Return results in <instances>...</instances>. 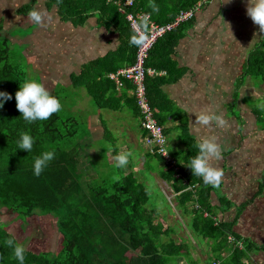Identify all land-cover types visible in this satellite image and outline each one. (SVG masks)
I'll return each instance as SVG.
<instances>
[{"label":"trees","instance_id":"1","mask_svg":"<svg viewBox=\"0 0 264 264\" xmlns=\"http://www.w3.org/2000/svg\"><path fill=\"white\" fill-rule=\"evenodd\" d=\"M127 0H50L49 4L59 8L61 21L80 27L91 17H97L99 26L107 31L116 30L122 37L118 52L109 55L94 65L83 69L72 82L76 87L88 88L93 101L101 109L106 108L110 96L117 87L109 80L110 73H116L125 66H133L140 44H132L135 36L127 16L122 12ZM39 0L21 8L20 14L36 8ZM155 3L159 11H153ZM200 0H134L128 13L147 14L160 26L175 21L182 12L193 8ZM3 23L0 21V90L13 95L0 109V210L16 216L27 224L37 212L57 219L62 251L59 255L34 254L25 251L24 264H178L180 260H191V245L180 238L174 239L175 231L158 217L156 209L149 210L151 191L140 182L135 173L127 175L128 168L117 169L118 178H102L92 184L80 166L84 162L83 134L79 136L80 120L69 117L62 120L61 111L46 121L28 124L16 108L15 92L19 83L27 81V74L17 66L9 49V41L1 37ZM180 31V29H179ZM182 36L178 31L160 41L151 52L147 68L162 71L157 63H164L173 53ZM171 62V61H170ZM113 63V68H105ZM245 77L264 81V44L250 55ZM162 79H148L147 89L151 106L162 125L163 113L169 105L164 99ZM242 86V82L238 87ZM58 97L59 92L51 93ZM136 104H137V100ZM158 110V112H157ZM21 132L29 133L34 140L31 152L18 149L17 140ZM187 154L183 162H177L179 171L171 169L160 155H155L164 164L163 179L179 194L178 208L182 219H189V230L193 237L208 242L214 262L221 264H247L254 245L245 242L244 250L236 249L229 242L234 234L232 225L217 224L214 208L210 204L212 187L202 178L191 173L188 167L191 159L199 154V145L192 140L185 141ZM53 151L54 159L46 164L40 175L35 174V164L43 153ZM88 173V172H87ZM179 175V177H177ZM90 183V184H89ZM264 186V178L260 190ZM190 187H194L190 191ZM199 209H195L193 205ZM208 218H205V215ZM161 221L159 222V220ZM185 225V223H184ZM186 226V225H185ZM15 238L0 226V264H19L14 248L7 243ZM232 249L230 256L229 249ZM264 252V249H262Z\"/></svg>","mask_w":264,"mask_h":264},{"label":"crops","instance_id":"2","mask_svg":"<svg viewBox=\"0 0 264 264\" xmlns=\"http://www.w3.org/2000/svg\"><path fill=\"white\" fill-rule=\"evenodd\" d=\"M23 1L15 0L20 6L15 8L12 18V15L0 16L3 23L1 37L8 40L9 45L23 47L27 61L33 64L41 83L50 93L69 88L79 91L78 99L83 91L85 96L82 94V98L93 104L86 120L91 138L84 141L81 152L90 155L84 145L87 142L95 145L107 141L110 148H106L104 156L112 163L111 157L130 154L132 148L139 152L145 148L146 154H141L137 166L128 157L127 175L133 172L141 183L146 184L147 179L140 171L150 169L149 174L156 180V185L176 209L179 194L174 193L172 185L163 179L164 164L160 162L161 170L153 165L145 167L154 155L144 143L146 133L141 128L133 85L126 83L119 89L114 84L116 92L110 96L106 108L101 109L88 88L76 87L72 82L84 68L118 52L122 37L115 29L101 28L97 17L89 18L80 27L62 22L59 8L50 5V0H39L36 5V10L46 13L44 22L37 25L29 15L18 13L31 2ZM246 4L247 0L229 3L211 0L193 22L177 30L182 38L169 54L171 62L165 59L164 63H157L158 67L164 68L162 71L150 69L159 74L151 79L165 81L161 90L169 110L167 113L164 110L161 120L170 153L182 163L188 151L186 140L199 145L202 138L216 137L223 146V158L218 166L224 175L219 187L209 185L212 187L210 204L217 215L214 221L234 226V234L258 250L253 251L245 263L264 264V186L260 190L264 178V126L260 125L253 105L254 99H264V81L245 77L251 53L264 44V40H260L264 33L247 16ZM20 28L31 30L32 35L28 39L17 38L15 30ZM12 32L15 36L10 35ZM112 64L106 63L104 67L113 68ZM126 68L129 66L108 77ZM240 82L242 86L238 87ZM80 102L74 104L79 112L81 106L84 107ZM205 109L210 114L222 116L226 127H217L215 123L208 126L195 124L196 114ZM154 112L156 114V110ZM114 132L120 136L114 137ZM185 220L189 224L190 220ZM192 245L191 260H180L181 264L215 263L208 242L195 239ZM231 253L230 248L225 257Z\"/></svg>","mask_w":264,"mask_h":264},{"label":"rangeland","instance_id":"3","mask_svg":"<svg viewBox=\"0 0 264 264\" xmlns=\"http://www.w3.org/2000/svg\"><path fill=\"white\" fill-rule=\"evenodd\" d=\"M25 1L26 0L23 2ZM17 6H20V4H16L15 0H0L1 18L6 15H12ZM12 17L13 15L11 18ZM5 28L7 29L8 27L6 26ZM15 32L17 34L16 37L21 39H28L32 35L31 30H24L22 28L16 29ZM10 35L15 36L13 32ZM9 49L13 54V58L16 62L15 64L25 70V73L27 74V81L37 80L41 82L40 77L35 72V67H33L32 63L27 61L23 53V47L20 45L13 46L10 44ZM78 92L79 91L74 92L69 88L59 90V96L61 97L62 104L61 116L62 120H67L69 117H75L80 120L81 125L79 128L81 129L79 130V136L83 134V138H85L84 140L87 141V137L88 139L91 138L90 132L87 130V113L88 109L90 106L92 108L93 104L85 100V98H82V94L85 96L82 91V94L78 96V99L81 101L80 105H83L84 107L81 106L80 112L78 108L76 110V108H74V104L79 102V100L76 99ZM253 105L258 112L257 116L260 120V125L264 126V99H254ZM119 136L120 135L118 132H114V137L118 138ZM106 142L107 141H105V143L100 142L99 144L95 145L94 143L90 144L88 142L84 144L88 152L90 151L91 153L90 155H87V153L81 154L83 156L84 162L80 163V166L83 170L88 172L87 175L92 178V181L90 180V183L92 184L100 183V180L103 177L113 180L118 178V171L117 168H115V165L110 163L109 160L107 162L105 159L104 154L106 148L108 147ZM108 148H110V146ZM146 151L147 150L145 148H142L140 152L132 148L131 153L129 154L130 156L128 157H130V159L132 158L133 164L137 166V163H140L141 154H146ZM151 165H153L155 169H162L160 161L154 157H151L150 163L145 167L150 168ZM150 171V169L145 168L140 171L141 175H144V177L147 179L146 184L151 191V202L147 208H149V210L156 209L158 211V217L165 220L168 226L173 227V231H175L174 239L176 241H178L180 238L184 239L185 243L191 245L192 250V240H195V238L190 233L189 224L183 219V223L181 222V210H179L178 206L176 209L173 208L169 197L159 189V187L156 185V180H153L152 176L149 174ZM151 183H153L154 186ZM160 221L161 219L159 222ZM22 223L17 219L16 216L11 215L3 209L0 210L1 228L8 234H11L17 243L22 245L26 251L32 252L34 254L49 253L52 255H59L61 253L62 241L59 236L57 219L53 218V216H45L42 215V213L37 212V215L33 219L29 220L27 224ZM178 264H181V262H178Z\"/></svg>","mask_w":264,"mask_h":264},{"label":"clouds","instance_id":"4","mask_svg":"<svg viewBox=\"0 0 264 264\" xmlns=\"http://www.w3.org/2000/svg\"><path fill=\"white\" fill-rule=\"evenodd\" d=\"M224 2L229 3L231 0H224ZM151 7L153 11H159V7L154 2L151 4ZM246 14L254 24L259 26L260 31L264 33V0H247ZM28 15L37 25H41L46 18V13H42L36 9L31 10ZM260 40H264V37H261ZM131 43L138 45L141 41L134 36ZM14 96L16 108L28 124L36 121H46L54 113L62 110L60 99L52 95L37 80H28L19 83V89L15 92ZM12 99V94L0 90V109L4 107L6 101ZM211 123H215L217 127H226V121L222 116L210 114L207 109L196 114L195 124L208 126ZM17 144L18 149L25 150L29 153L33 149L34 140L29 133L21 132ZM222 152L223 146L217 141L216 137L202 138L199 143V154L194 156L188 165L191 173L202 178L206 185L219 187L224 175L223 170L218 166V162L223 158ZM54 156L55 153L53 151L42 154L35 164L34 171L37 176L40 175L46 164L54 159ZM128 156V153H121L111 157L112 164L119 169H123L128 164ZM214 162L216 163L214 164ZM7 243L10 247L14 248V255L19 261V264H24L25 248L16 243L14 239L8 240Z\"/></svg>","mask_w":264,"mask_h":264},{"label":"built area","instance_id":"5","mask_svg":"<svg viewBox=\"0 0 264 264\" xmlns=\"http://www.w3.org/2000/svg\"><path fill=\"white\" fill-rule=\"evenodd\" d=\"M210 2L211 0H200L193 8L182 11L175 18L173 23L166 26L157 25L150 15L128 13L127 9L134 6V0H127L125 2V7H122V12L126 14L127 21L133 32L141 41V44L137 53L136 63L117 74L110 75L108 78L110 81H113L119 89H123L126 83L133 85L141 114V128L146 133L144 143L152 155H160L165 160L166 164L171 169H176V171H179V167L176 166L177 162L170 153L165 130L159 123L148 96L147 80L159 74L147 68V62L150 59L151 52L160 41L193 22L197 13L204 9ZM177 177H179V175ZM193 189L194 187H190V190ZM195 209L198 210L199 207L195 205ZM205 217L208 218L209 216L206 214ZM229 242L231 245H234L236 249L244 250L245 248L244 243L238 241L233 236L229 237ZM213 264L221 263L215 262Z\"/></svg>","mask_w":264,"mask_h":264}]
</instances>
